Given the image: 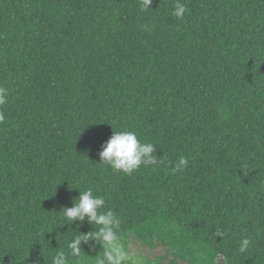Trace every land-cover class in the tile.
Returning <instances> with one entry per match:
<instances>
[{
	"label": "trees",
	"instance_id": "1",
	"mask_svg": "<svg viewBox=\"0 0 264 264\" xmlns=\"http://www.w3.org/2000/svg\"><path fill=\"white\" fill-rule=\"evenodd\" d=\"M175 2L0 0V264H52L94 231L60 210L88 188L123 245L161 248L173 226L199 264H264V0H181L182 19ZM116 131L158 163H100ZM81 247L68 264L103 256Z\"/></svg>",
	"mask_w": 264,
	"mask_h": 264
},
{
	"label": "clouds",
	"instance_id": "2",
	"mask_svg": "<svg viewBox=\"0 0 264 264\" xmlns=\"http://www.w3.org/2000/svg\"><path fill=\"white\" fill-rule=\"evenodd\" d=\"M152 0H142V9L151 7ZM186 12L185 4L181 0H176L173 6V15L177 19H182ZM7 89L0 87V106L7 103ZM6 117L0 111V124H3ZM156 147L150 142H141L134 131H116L110 138L103 143L102 150L98 156L100 163L109 165L113 170L132 174L142 164L155 165L158 158L155 155ZM186 158L181 157L176 165L177 169L187 166ZM105 205V199L102 196L93 195V190L88 188L79 191L76 202L72 201L71 207L61 206L63 217L69 225L76 224L77 229L85 222L94 227V231L78 233L68 244V251H59L54 254L52 264H68V258L79 256L82 252V244H88L89 241L98 243L104 248L103 256L97 259L96 264H125L129 260L128 253L120 242L118 236L119 220L115 218L111 210L101 211ZM59 210V211H60ZM250 245L249 238H243L239 251L245 252Z\"/></svg>",
	"mask_w": 264,
	"mask_h": 264
},
{
	"label": "rangeland",
	"instance_id": "3",
	"mask_svg": "<svg viewBox=\"0 0 264 264\" xmlns=\"http://www.w3.org/2000/svg\"><path fill=\"white\" fill-rule=\"evenodd\" d=\"M143 236V235H142ZM159 236V241H164L163 246L154 250V247H147L142 245V248L134 241L126 242L123 245L129 256V261L132 264H151V260L157 255L161 258L159 264H199L204 255L197 252L200 246L193 245V242L188 240L185 245L181 244L180 232L178 229L168 227L154 237ZM177 243L180 248L171 249L170 244ZM184 245V246H182ZM164 260V261H163Z\"/></svg>",
	"mask_w": 264,
	"mask_h": 264
}]
</instances>
